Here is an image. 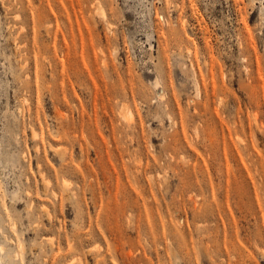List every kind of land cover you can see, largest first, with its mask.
I'll use <instances>...</instances> for the list:
<instances>
[{"label":"rangeland","instance_id":"374dc122","mask_svg":"<svg viewBox=\"0 0 264 264\" xmlns=\"http://www.w3.org/2000/svg\"><path fill=\"white\" fill-rule=\"evenodd\" d=\"M1 247L264 264V0H0Z\"/></svg>","mask_w":264,"mask_h":264},{"label":"bare ground","instance_id":"6f19581e","mask_svg":"<svg viewBox=\"0 0 264 264\" xmlns=\"http://www.w3.org/2000/svg\"><path fill=\"white\" fill-rule=\"evenodd\" d=\"M99 10H100V12H101L100 14L104 17V11H103L102 9H99V8H98V11H99ZM195 84H196V82H195ZM193 86H194V84H193ZM197 88H198V86H197ZM197 88H196V90H198ZM196 92H197V91H196ZM198 92H199V91H198ZM131 115H132V114H131ZM254 115H256V114H254ZM127 117H128V116H127ZM253 118H255V117H253ZM0 251L3 252L4 249L1 247V248H0Z\"/></svg>","mask_w":264,"mask_h":264}]
</instances>
